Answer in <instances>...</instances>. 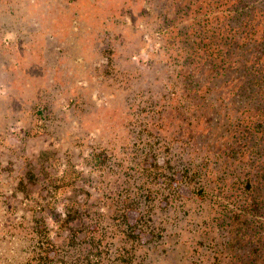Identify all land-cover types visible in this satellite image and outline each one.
I'll return each instance as SVG.
<instances>
[{
    "label": "rangeland",
    "instance_id": "rangeland-1",
    "mask_svg": "<svg viewBox=\"0 0 264 264\" xmlns=\"http://www.w3.org/2000/svg\"><path fill=\"white\" fill-rule=\"evenodd\" d=\"M180 3L0 0V264H51L58 251L83 264L65 246H88L94 221L118 244L109 216L133 217L121 170L139 114L169 113L181 95L193 28Z\"/></svg>",
    "mask_w": 264,
    "mask_h": 264
},
{
    "label": "trees",
    "instance_id": "trees-1",
    "mask_svg": "<svg viewBox=\"0 0 264 264\" xmlns=\"http://www.w3.org/2000/svg\"><path fill=\"white\" fill-rule=\"evenodd\" d=\"M182 1L193 42L178 64L181 95L169 113L139 114L121 170L133 217L109 216L117 245L103 243L106 223H87L88 246H65L83 264H264V0ZM51 262L74 264L60 251Z\"/></svg>",
    "mask_w": 264,
    "mask_h": 264
}]
</instances>
